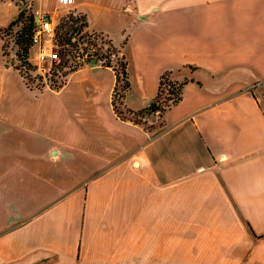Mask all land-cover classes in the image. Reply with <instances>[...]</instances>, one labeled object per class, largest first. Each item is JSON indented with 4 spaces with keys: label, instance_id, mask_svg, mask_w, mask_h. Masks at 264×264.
Listing matches in <instances>:
<instances>
[{
    "label": "crops",
    "instance_id": "crops-1",
    "mask_svg": "<svg viewBox=\"0 0 264 264\" xmlns=\"http://www.w3.org/2000/svg\"><path fill=\"white\" fill-rule=\"evenodd\" d=\"M30 3L81 14L128 87L118 113L93 59L27 84L0 13V264H264V0ZM164 72L181 98L136 120Z\"/></svg>",
    "mask_w": 264,
    "mask_h": 264
},
{
    "label": "built area",
    "instance_id": "built-area-1",
    "mask_svg": "<svg viewBox=\"0 0 264 264\" xmlns=\"http://www.w3.org/2000/svg\"><path fill=\"white\" fill-rule=\"evenodd\" d=\"M19 1L22 8L31 7L30 0ZM58 1L62 5L72 2V0ZM32 14L36 26L31 34V48L34 47L38 61H45L47 65H33L30 53L27 62L19 61L16 66L27 84L33 85L36 82L35 85L38 87L58 88L63 84L69 71L88 63L95 55H100L98 60H105L109 56L110 43L102 34L89 30L87 34L79 36L75 34L74 29L63 36L62 32L57 31L59 20L53 21L51 13L32 9ZM58 34L60 39L57 37ZM101 44L105 50L97 52L98 45ZM114 70L115 72L117 70L115 66ZM120 80L122 81V78L116 77L112 92V99L116 101L122 99Z\"/></svg>",
    "mask_w": 264,
    "mask_h": 264
},
{
    "label": "rangeland",
    "instance_id": "rangeland-1",
    "mask_svg": "<svg viewBox=\"0 0 264 264\" xmlns=\"http://www.w3.org/2000/svg\"><path fill=\"white\" fill-rule=\"evenodd\" d=\"M21 5L22 4L19 0H2V1H0V13H2L4 15H8L9 11H11V10L16 11L15 16L2 29L3 52L5 55H7L8 58H10V60L15 65H17L18 62L20 61V56H21L20 52H22L21 49L19 48V45L17 44V41H16L17 37H20L18 35V33L23 28V25L25 24V21H24L25 18L29 17L30 13L32 12L31 7L30 8H22ZM20 12H24V13H23V16L19 19L18 14ZM57 15H58L59 21H61L62 26L60 27V32H62L63 36L64 35L66 36V31H68L69 29H75L74 30L75 34H78L79 36L85 35L89 32V30L83 24L82 19L84 17L81 14L77 13L71 7H69V6H58L57 7ZM64 21L67 23L65 24ZM70 31H72V30H70ZM103 36H105V35H103ZM105 38H106V40H108L107 37H105ZM108 48H109V52H108L109 56H107V58L105 60H98V58L100 56L99 54L95 55L92 59L94 61L98 60V61H102V62L109 60L111 63V66L113 68L115 66L117 70H120L121 69L122 56L118 52L117 48L115 46H113L112 44H110V46H108ZM103 49H104V47L102 46V44L98 45L97 52L102 51ZM30 58L32 59L31 63L33 65H38V66L39 65H42V66L47 65V62L38 61V59L35 57L34 47H32L30 50ZM122 82L123 81L120 80V84H122ZM114 85H115V83H114ZM167 86L168 85L163 84V88H166ZM164 96H166L165 90L161 94L162 98H164ZM113 100L114 99H112V101ZM120 102H121V99H119L117 101L115 99L113 101V105L115 107V110L118 113H120V110H121L120 109L121 108ZM144 112H147V111H143V112H141V114H135V115H133V117L136 118L137 120H141L143 115L144 114L146 115V113H144ZM160 112L161 111H159V113Z\"/></svg>",
    "mask_w": 264,
    "mask_h": 264
},
{
    "label": "trees",
    "instance_id": "trees-1",
    "mask_svg": "<svg viewBox=\"0 0 264 264\" xmlns=\"http://www.w3.org/2000/svg\"><path fill=\"white\" fill-rule=\"evenodd\" d=\"M24 12H20L18 14V18L20 19L23 16ZM83 20L84 26H86V22ZM25 24L23 25V28L19 31L18 35L20 37H17V44L19 45V48L21 49L22 52H20V61H25L27 62V57L29 56L30 49L32 46L31 42V34L35 28V22L33 19V14L32 12L30 13L29 17L25 18ZM66 21V20H65ZM64 23L66 24L67 22ZM70 21V20H69ZM60 25V26H59ZM61 21H59L58 26H57V31H60L61 27ZM3 28H1L2 30ZM74 30V29H69ZM66 31V32H68ZM59 38V34L57 36ZM60 39V38H59ZM104 64L111 65L109 60L103 61ZM126 61L124 60V57H122L121 60V69L116 70V77L117 78H122V84H121V89H122V97L125 92V90L128 87V80L126 78ZM122 75V76H120ZM166 77V78H165ZM185 81H179L177 79H171L166 72L162 73L159 79V86L156 95L152 98V100L149 102L146 108H143L141 110L134 111L135 114H141L143 111L147 112H159L164 110L166 107L170 106L173 103H176L180 98L182 94V85ZM163 84L168 85L166 88H163ZM165 90L166 96L164 98L161 97L162 92ZM167 100V101H166ZM133 113V114H134ZM136 119V118H135ZM137 120V119H136Z\"/></svg>",
    "mask_w": 264,
    "mask_h": 264
}]
</instances>
